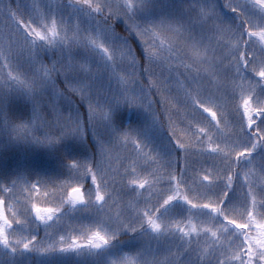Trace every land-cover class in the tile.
Masks as SVG:
<instances>
[{"label": "rangeland", "instance_id": "1", "mask_svg": "<svg viewBox=\"0 0 264 264\" xmlns=\"http://www.w3.org/2000/svg\"><path fill=\"white\" fill-rule=\"evenodd\" d=\"M97 2L98 0H91L93 5ZM72 3L75 5L76 0H72ZM191 3L208 6L201 15L209 14L213 16V20L218 17L225 25L239 27L240 18L230 7L225 6L228 3L243 8L252 17V25L247 32H259L260 27L264 26L259 23L260 6L255 0H153L151 9L141 13L140 18L145 21L160 15L186 18L184 5ZM9 5L19 6L25 18L28 15L39 18L44 31L51 26L53 9H56V19L63 16V23L58 25V36L53 45L37 41L35 51L38 59L45 65H55L60 69L53 70L50 77L42 78L40 87L34 90L39 98L33 97V91L30 94L28 90L12 84L11 81L5 80L0 84L1 142L5 140L8 148L17 154L20 149L25 148L27 156L47 159L45 164L50 172V178L44 184L40 183L42 173L28 167L25 162L18 166L16 164L9 176L7 173L0 175V195L8 201L7 215L12 218V212L16 211V218L21 221L14 224L10 231L21 238L35 237V247L53 245L54 249L12 254L0 246V264H136V261L143 264H206L208 260L218 264L220 259L225 258L221 253L231 257L236 245L244 239L243 234L239 240L235 239L233 233L237 230L234 226L227 225L226 221L207 209H191L181 198L187 197L194 204L210 203L217 208L221 207L214 196H202L203 176L209 175L213 183L217 177H222V185L228 183L229 168L235 167L229 161L236 160V151L243 150L242 144L251 147L254 142L257 147L250 157L251 162L246 161L239 166L240 175L235 178V183L238 191H247L249 187L252 189L256 204H252L250 197L249 208L257 219L264 215L259 195V186L264 184V124L260 123V117L254 111L264 106V94L260 91L264 80L251 71L252 64H248V71H242L240 75H236L233 66L227 80L222 75L203 77L202 83L206 91L200 93L196 91V84L191 82L189 73L183 67L173 69L171 73L165 67L163 76L166 79L163 80L162 88L161 81L147 75L141 76L139 69L134 70L130 57L121 58L117 54L119 67L115 71L110 68L111 62L107 57L89 43H101L95 32L105 27L104 22L100 20L98 24L96 15L87 9L81 10L78 20L79 13L76 8L69 7V0H0V6ZM3 15L4 12L0 11V34L5 31ZM77 24L80 25L79 31ZM86 28L90 31H84ZM247 32L243 39H239V34L234 38L227 31L220 33L228 46L224 49L225 54L237 45L243 51L244 41H250L249 51H255L258 57L262 55L259 50L264 47V41H261L259 35L249 37ZM127 33L126 24L123 19H119L109 22V27L103 32L101 39L119 43L120 38ZM65 39L82 43L69 51L63 44ZM84 43L88 44V48L83 47ZM129 43L132 41L129 40ZM134 47L140 48V42L136 41ZM199 55L205 56L203 49ZM70 60L83 64V68L70 70L73 69ZM2 63L4 61L0 58V64ZM172 63L177 64L179 61ZM184 63L193 61L185 60ZM228 63L229 60L224 61L225 65ZM196 67L201 69L202 76L210 71L207 60H197L189 72L194 73ZM244 67L245 64L241 63V68ZM21 68L26 72L32 70L26 61L21 62ZM258 70L259 67L257 72ZM6 71L0 69V77ZM155 71L159 75L161 67L157 65ZM13 75L17 73L14 71ZM60 85L73 96L66 95ZM76 87L81 88L80 93L73 91ZM9 89L14 91L8 93ZM44 90H48V93L53 90L56 95H49L50 98L43 95L46 98L44 102L40 99ZM125 93L130 97H137L138 101L130 104L126 99H118ZM67 96L70 98L69 107L61 103L62 100L67 103L64 99ZM76 96L83 98L87 115L90 103L107 110L106 118L100 114L92 117L89 113L90 118L96 119L95 125L93 122L89 123L94 125L90 134H81L84 122L82 111L86 108H80L82 105ZM11 97L33 105L30 115L25 114L23 119L6 115L4 106ZM245 99L249 100L248 106L253 110V127L248 135L240 132L241 126L248 132L247 119L243 116ZM201 102L210 112L203 111L199 106ZM28 105L25 106L27 109ZM44 105L49 114H46ZM211 112L216 113L215 120L212 119ZM119 115H123L124 128L116 121ZM65 118L73 121L76 130L61 136L60 125ZM19 123L28 124L29 128L20 130L19 133L14 132L13 124ZM170 132L175 135L171 136ZM48 135H58L59 139L52 143H41L34 139ZM78 141L83 145L82 158L73 162V166L59 160L60 153L70 149L69 145ZM178 143H183L188 148V164L191 167L187 175L196 181L192 184L189 180L188 189L180 179L173 181L170 189L166 184L162 187V182L168 179L167 173L176 167ZM5 147L6 145L0 144V154H4ZM212 149L217 151L213 153ZM26 159L28 158H24ZM180 163L183 165L184 161ZM90 166L93 167L92 172L88 171ZM193 167L195 171L192 170ZM100 170L103 171V176L97 175V184L94 185L92 176ZM121 176L125 177L123 181ZM105 180L108 181L107 185ZM131 180H136L137 183H128ZM144 180L148 183L140 188L139 182ZM33 182L40 183L39 195L26 191ZM72 187L82 188L86 203L73 205L68 202V191ZM5 188L11 189V193L4 192ZM97 190L106 196L105 209L95 202ZM169 195L177 198L168 205L159 207L157 211V222L162 223L166 232L152 233L146 221L142 222V213H155L153 205L157 201L162 204L163 199H167ZM232 198L230 195L229 200ZM32 203H36L38 207L58 206L60 210L51 220H35L32 216ZM145 204L148 205L147 208ZM233 208L228 214L229 219L245 223L246 213L242 219L240 205H234ZM179 228H183L187 235L180 233ZM193 228L196 229L195 232ZM95 230L111 236L112 239L100 248L82 247L67 252L59 250L61 246L71 244L74 237L79 244L86 245L89 235ZM212 232L216 233L215 237Z\"/></svg>", "mask_w": 264, "mask_h": 264}, {"label": "snow or ice", "instance_id": "2", "mask_svg": "<svg viewBox=\"0 0 264 264\" xmlns=\"http://www.w3.org/2000/svg\"><path fill=\"white\" fill-rule=\"evenodd\" d=\"M255 3L260 6L259 23L264 25V0H255ZM152 4L153 0H98L95 5L91 3V0H76V4L74 5L72 0H69V7L76 8L79 13L77 17L78 20L81 10L87 9L90 13L96 15L98 24L100 20L104 22L105 27L95 32V35L101 40V43L99 45H96L95 41H89V43L93 45L92 48L99 49L104 56L107 57L111 62L110 68L113 71L119 67L117 61V54H119L121 58L125 56L130 57L131 66L134 70L139 69L141 76L147 75L148 77L161 81L162 88L164 87L163 80L166 79L163 76L165 67L169 73H171L173 69L178 70L183 67L185 72L189 73L191 82L196 84V91L198 93L206 91L202 83L203 77L222 75L225 80H227L233 66L235 67L236 75H240L242 71H248V64H252L251 71L256 73L261 80H264V47L260 48L259 51L262 55L258 57L255 51H249L248 45L250 41H244L245 49L243 51H241L237 45L234 49L230 48L227 54H225L224 49L228 46L224 43L222 36L219 35L227 31L231 33L232 37L236 38L237 34H239V39H243L244 33L247 32L248 27L252 25V17L243 8L225 3V6L230 7L240 18V26L234 27L231 24L225 25L218 17H215V20H213L212 15H201L203 9L208 6L198 3L184 5L186 18L160 15L151 20H142L140 14L151 9ZM238 8H240L239 11ZM0 11L4 12L3 24L5 28V31L0 34V58L4 61V63L0 64V69L7 70L4 76L0 77V84H3L5 80L11 81L12 84L22 87L31 93L40 87L42 78L50 77L53 70H60L55 65H45L40 61L35 49L37 41L44 42L47 45H53L55 43V38L58 36V25L63 23V16L56 19V9H53L51 26L47 27V25H44V27H47V31H44L39 18H33L31 15L25 18V14L21 11L19 6H0ZM119 19H123L128 28V33L120 38L119 43L112 40H102L101 35L109 27V22H114ZM76 27L77 31H79L80 25L77 24ZM84 31L87 32L90 30L86 28ZM247 34L249 37L259 35L261 41H264V26L260 27L259 32L253 31L247 32ZM129 40L132 41L131 44ZM136 41L140 42V48L134 47ZM81 43L80 41L74 42L71 39H65L63 41V44L69 48V51L73 47L81 46ZM83 47L88 48V44L84 43ZM201 49H203L205 53L203 57L199 55ZM165 52L167 55H165ZM229 57H231V59H229ZM177 60L179 63H172V61ZM185 60L193 61V63H184ZM197 60L200 62L207 60L209 63L210 71H206L203 76L199 67H196L194 73L189 72V69L193 67V64ZM225 60H229L227 65L224 64ZM22 61H26L31 65L32 70L30 72L22 70ZM69 63L73 65V69L70 70L83 68V64L77 61L70 60ZM241 63L245 64L243 69L241 68ZM157 65L161 67L159 75L155 71ZM257 67H259L258 72ZM41 69H43V74H41ZM14 71L17 75H13ZM20 77H23V79ZM209 83H211L210 80ZM73 91L80 93L81 88L76 87ZM260 91L261 94H264V86L261 87ZM210 98L211 96H209V99ZM118 99H126L130 104L138 101L137 97H130L127 93H125L123 97H118ZM248 105L249 100L245 99L243 101V116L247 119L248 132H245V129L241 126L240 132L243 135H248L253 127L251 118L253 110L250 109ZM199 106L203 108L204 112H210L209 108L203 107V102H201ZM88 110L92 117H96L100 114L106 118L108 115L106 108H100L91 103L89 104ZM254 111L259 115L260 123L264 124V106ZM211 115L212 119L215 120L216 113L211 112ZM28 128V124H13V131L16 133H19L20 130H27ZM60 129L59 135L62 136L75 131L76 125L71 119L65 118L64 123L60 125ZM170 135L174 136L175 133L170 132ZM34 139L41 143H52L58 140L59 136L48 135L43 138L34 137ZM249 140H251V136H249ZM242 147V151H236V160L229 161L230 165H235V167L229 168V174L227 175L228 183L222 185V177H217L214 183L210 180L209 175H204L202 178L201 183L204 184L202 196L204 198L214 196L221 207L217 208L214 204L210 203H205L203 205L194 204L187 197L181 198L191 209H207L215 213L216 217L226 221L227 225L234 226L237 230L233 233L235 239L239 240L240 235L243 234L244 239L236 245L234 254L228 257L226 253H221L225 258L220 259L218 264H234L236 261H238L239 264H264V215L257 219L254 212L249 208L250 197H252V204H256L252 189L249 187L247 191H243L242 189L238 191L235 183V178L240 175L238 171L239 166L246 161L248 163L251 162L250 157L256 149L257 144L253 142L251 147H248L247 144H242ZM176 148L179 150L176 167L172 168V170L167 173L168 179L162 182V187L166 184L170 189L172 182L180 179V182L184 183L185 188L188 189L190 187L189 180H191L192 184L196 183L195 180H192L191 177L187 175L188 169L191 167L188 164V148L183 143H178ZM216 151V149H212L213 153ZM181 161H184L183 165H181ZM70 164L73 166L72 161H70ZM192 170L195 171V168L193 167ZM88 171L92 172L93 167L90 166ZM125 171L127 172V170ZM133 171H135V169H133ZM177 173H179V175H177ZM97 175L103 176V171L100 170L96 174H93L92 183L94 185L97 184ZM124 179L125 177L121 176V181ZM245 182L247 181L245 180ZM104 183L107 185L108 181L105 180ZM128 183L135 185L137 181L131 180L128 181ZM147 183V180L140 181L139 187L144 188ZM11 191L12 190L9 188L4 189L6 193H11ZM26 191H28L29 194L34 192L36 195H39L40 183H31L30 188H27ZM230 195L233 197L231 200H229ZM259 195L261 197L260 206L264 208V184L259 186ZM176 198V196L169 195L167 199H163L162 204L157 201V204L153 205L156 209L155 213L149 211L142 213V222L145 223L146 221L152 233L160 234L161 232H166L162 223L157 222V211L159 207L168 205L169 202ZM86 201L87 199L81 187L70 188L68 191L69 203L76 205L78 203H86ZM226 201L228 202L226 203ZM95 202L101 204L104 208L106 196L102 195L99 190L95 193ZM6 204H8V201H6L3 195H0V246H2L3 249L8 250L12 254L29 250L46 252L54 249L53 245L35 247L37 244L35 237L29 239L27 237L21 238L20 236H14L10 230L13 228L14 224H18L21 221L16 218V211H13L12 218H9ZM237 204H239L242 209V219L246 213L247 220L245 223H238L236 219H229V212L233 211V206ZM147 206L148 205L145 204L146 208ZM31 210L38 220L48 221L59 212L60 208L58 206L38 207L36 203H32ZM125 227H127V225H125ZM130 230L134 231L135 229ZM179 231L187 235L183 228H179ZM195 231L196 229L193 228V232ZM212 236L215 237L216 233L212 232ZM61 239L63 240V237H61ZM111 239V236L99 230H95L89 235L86 245L79 244L74 237L71 244L61 246L59 250L67 252L78 250L82 247L100 248L101 246L107 245ZM244 245H246V247H244ZM241 249L243 250L241 251ZM189 250H191L190 245ZM113 264H116V262H113ZM136 264H143V262L136 261ZM206 264H214V262L208 260Z\"/></svg>", "mask_w": 264, "mask_h": 264}, {"label": "trees", "instance_id": "3", "mask_svg": "<svg viewBox=\"0 0 264 264\" xmlns=\"http://www.w3.org/2000/svg\"><path fill=\"white\" fill-rule=\"evenodd\" d=\"M61 88L63 89L64 93L66 95H71L73 96V94L69 93L66 91V89L60 85ZM8 93L13 92L14 90L10 91L7 90ZM25 92V91H24ZM34 92V91H33ZM33 92H31L30 94H32ZM3 93L6 95L5 91L3 90ZM27 94V92H25ZM56 95V92H54L53 90H50L48 93V90H44V92H42V98H40L42 101L46 100L45 97H43V95H47V98H50L49 95ZM34 98L39 96L34 92ZM79 100L78 102L82 105V107L80 106V108H86V104L83 100V98L81 96H76ZM64 99H66L67 103L65 104L62 100V104L65 107H69V97L67 96L66 98L64 97ZM8 103L4 106V113H6V115H10L11 117H13L14 119H23L26 117V115H30L31 109L33 108V105H28V103H24L22 100H18L16 98L11 97L10 99L8 98ZM51 103V102H48ZM57 102V104L59 106H62V104ZM26 105H28V109L27 107H25ZM45 106V105H44ZM46 108V106H45ZM87 108L84 109V111H82V113H84L82 116L84 118V122H83V131L81 134H90V129L92 126H94L96 124V122H94L96 119L95 118H90L89 116V110H88V115L86 114ZM26 114V115H25ZM46 114H49V111L46 108ZM72 116H74L72 114ZM123 115H119L117 116V123L120 125V127H125L124 123H123ZM19 122V121H18ZM93 122L94 125L91 126V123ZM58 132V130H57ZM59 133V132H58ZM0 144L6 145L5 149L3 150L4 154H0V175H2L3 173H7V175L10 173V171L14 170V166L17 164V166L20 163L25 162V164L33 169H37V172H41L42 176H41V180L40 183L42 182L44 184L45 181L48 180L49 177V170L45 165V161L47 159L45 158H41L40 159H36L30 156H27L26 152H25V148L20 149V153H15L13 152V150H11L10 148H8L6 141L4 140L3 142H1L0 140ZM71 149H67L64 150L63 153H60V158L59 160H61L62 162H66V163H70V161H79L82 156H83V145L82 142H76L73 145H69ZM28 158L26 160H24V158ZM9 176V175H8ZM7 176V177H8ZM50 178V177H49ZM41 183V184H42Z\"/></svg>", "mask_w": 264, "mask_h": 264}, {"label": "water", "instance_id": "4", "mask_svg": "<svg viewBox=\"0 0 264 264\" xmlns=\"http://www.w3.org/2000/svg\"><path fill=\"white\" fill-rule=\"evenodd\" d=\"M32 215H33V217H34L35 219H37L36 216L33 214V212H32Z\"/></svg>", "mask_w": 264, "mask_h": 264}]
</instances>
